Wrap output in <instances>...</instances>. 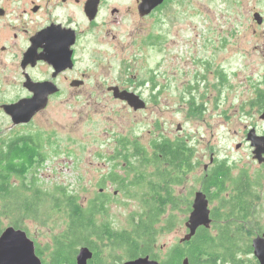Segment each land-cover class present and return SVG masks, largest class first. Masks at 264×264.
Listing matches in <instances>:
<instances>
[{"label": "flooded vegetation", "instance_id": "obj_1", "mask_svg": "<svg viewBox=\"0 0 264 264\" xmlns=\"http://www.w3.org/2000/svg\"><path fill=\"white\" fill-rule=\"evenodd\" d=\"M170 1L164 0L149 14L141 15L142 0H0V157L4 159L9 147L19 144L23 136H29L32 140L38 141V134H22L19 129L34 126L38 116L48 110L51 101L75 102L94 98V92H87L86 86L96 82L97 87L94 89L99 90L102 86L104 87L101 81L102 78L111 75V65L114 62L112 60L121 59L125 65H128V51L134 46L145 51L148 46L158 49L161 44L160 37L153 34V30L149 32L146 25L150 19L156 18L158 12L163 11ZM243 1L240 0V4L246 10L237 14L241 20L239 31L241 34L249 33L250 37L240 40L243 44L240 48L232 49L230 58L241 49L240 52L247 57V60H241L244 70L234 72L228 63L224 67L217 66L218 68L212 72L208 61L189 58L188 63L184 62V69H188L185 71V76L182 69L177 67L174 74L178 79L182 76L185 78L178 84L184 86L189 93L200 89L211 91L214 87L223 84L229 89L233 84L228 79L238 78L242 74L241 84L244 85V92L248 94V101L240 106V111L242 114H257L261 123L264 124L262 118L264 115V71L259 79L255 76L251 77L259 67H264V0H247L246 6L249 1L253 4L252 7H247L248 10ZM135 40L142 43L137 44ZM150 42L153 43L150 44ZM162 43L166 44V39ZM247 44L252 45L250 49L246 48ZM105 63H109L108 69ZM157 63L163 64L164 61ZM106 88L114 100L127 106L129 111L134 113L146 110L151 104L156 105L166 94L163 77L161 81H143L138 83L137 87L123 88L118 85H108ZM113 88L137 96L145 107L134 110L126 101L114 96ZM236 96V94L230 95L231 99ZM249 96L252 97L249 99ZM36 99H46V106L35 113L28 123H17L16 115L23 109H28L31 100ZM184 108L186 114L192 117L201 115L204 111L203 104H196L192 100L186 103ZM260 126L262 125L251 124L249 131L254 130L258 137L264 138V130H260ZM163 128V126L160 127L159 139H154L150 143V150L143 148L149 160L147 175H142L144 185L148 191L152 192L150 188L159 181H163L164 177V185L161 187L164 192L161 191L162 195L166 191L169 192L181 206L182 196H176L175 189L180 187L182 182H176L173 179L176 175H154L155 172H153L154 168L158 167L152 159L156 152L155 145H158L159 150L163 144L174 143L176 146L184 143L180 141V138L173 139L163 135L161 133ZM180 130L181 126L178 127V131ZM134 142L132 139L123 137L119 142L121 151L116 156L121 158L125 152L124 149L127 151L128 144L134 145L132 144ZM247 143L250 144V142ZM190 151V171L184 175L186 178L197 172L199 175H196L198 188L190 190L189 195H186L187 203L191 212L195 194L201 192L208 200L211 215L212 209L217 207L218 203L207 196L203 190L204 180H200V177L208 175L212 169L219 166L220 161L211 155L208 164L202 163L194 158L192 148ZM133 152L135 150L131 153ZM160 158V168L168 169L169 165L166 162L167 159H164V154H160ZM224 163L229 166L227 161L224 160ZM258 165L260 168L264 167V163ZM232 174L235 175L234 171ZM117 184L118 189L114 193V200L120 194L125 193L129 196L128 191L122 192L120 188L121 184H129V181H118ZM225 195L227 194L224 193ZM215 202L217 205L210 207ZM78 206L81 209L92 208L89 203L86 205L80 203ZM97 206H99L98 209L101 208V205ZM104 208L107 211V204ZM166 208L171 209L170 204ZM143 210L145 206L142 203ZM104 214L93 215L92 224L86 221L73 222L69 219L60 221L61 224L49 219H0V237L10 227L23 232L32 243L35 257L40 264H79L78 257L82 249H87L90 254L84 264H124L132 261L124 257L123 249H117L114 246V239L109 236V233H126L133 236V224L137 222V215L132 217L129 228L119 230L113 227L111 221L100 220ZM77 223L80 224L76 225ZM102 226L108 228L103 231ZM4 262L0 258V264ZM12 264H18V262L13 260Z\"/></svg>", "mask_w": 264, "mask_h": 264}, {"label": "rangeland", "instance_id": "obj_2", "mask_svg": "<svg viewBox=\"0 0 264 264\" xmlns=\"http://www.w3.org/2000/svg\"><path fill=\"white\" fill-rule=\"evenodd\" d=\"M236 1L171 0L146 25L149 32L153 30L152 33L160 37L158 49L148 46L145 51L134 46L128 51V65L121 59L112 60L111 75L101 81L105 86L99 90L94 89L97 87L96 82L86 86L87 92H94V98L75 102L51 101L48 110L38 116L34 126L19 129L22 134H38L44 156V162L29 174L28 180L32 175H37L41 191L48 194H52L56 187L63 186L84 205L102 191L101 194L111 196V200L107 203L104 216H99L100 220L111 221L113 227L120 230L129 228L132 217L142 212L141 198L134 195L135 190L130 189L127 192L130 193L129 196L120 194L114 200L118 185L105 179L113 171L123 178L132 179L134 175V172L125 168L123 159L116 156L121 151L119 142L123 137L135 141L132 143L134 145L128 144L129 153L135 150L136 145L150 150V143L159 139L160 127L163 126V135L173 139L180 138V141L193 149L194 158L202 163L208 164L213 155L219 161H227L233 167L235 175L242 170L249 171L251 175L257 170L264 174V167L260 168L254 161V149L247 143L251 124H261L260 130H264V124L257 114H242L240 111V106L248 101V94L241 84L242 74L238 78L228 79L233 84L229 89L223 84L211 91L200 89L192 93L178 84L185 78L182 76L178 79L174 74L177 67L182 69L185 76L188 69H184V62L189 58L208 61L212 72L217 66L224 67L228 63L234 72L244 70L241 60H247V57L240 52L241 49L230 58L232 49L240 48L243 44L240 40L250 37L249 33L241 34L239 31L241 20L237 14L246 9L240 4V0ZM246 1H243L245 7H252L250 1L246 6ZM134 22L136 24L135 20ZM164 39L166 44L162 43ZM135 43L142 42L135 40ZM251 46L247 44L246 48L250 49ZM158 61H164L163 64L160 63L161 68ZM108 64L105 63L107 69ZM263 71L264 67H259L251 77L259 79ZM162 77L166 94L156 105L151 104L138 113L129 111L127 106L114 100L106 88L108 85L137 87L138 83L146 80L161 81ZM231 94L237 96L231 99ZM191 100L196 104H203L204 111L201 115L192 117L186 114L184 106ZM196 175L199 172L188 175L180 187L174 188L176 196L184 197L190 190L198 188ZM13 184L20 185V181L14 180ZM259 193L261 199L258 202L257 218L264 226V185ZM216 205L215 202L210 207ZM0 206H3L2 202ZM45 206L50 207L49 204ZM172 211L177 221L175 228L169 232H161L156 238L155 252L161 258L171 247L179 244L188 232L185 223L190 213H182L181 206L179 210ZM167 213H172L171 209ZM58 217L59 215H52L48 219L57 221L58 224L66 220ZM158 226L160 228L162 223ZM252 258L256 261L254 256Z\"/></svg>", "mask_w": 264, "mask_h": 264}, {"label": "trees", "instance_id": "obj_3", "mask_svg": "<svg viewBox=\"0 0 264 264\" xmlns=\"http://www.w3.org/2000/svg\"><path fill=\"white\" fill-rule=\"evenodd\" d=\"M155 150L152 159L158 167L154 168V175H176L173 177L176 182H184V173L190 171V148L184 143L176 146L171 143L161 145L159 150L158 145H155ZM124 151L121 159L126 164L125 168L134 172L135 176L132 179L122 178L111 172L105 179L116 184L118 181H129V184H121L120 188L123 192L135 190L134 195L137 194L145 206L133 224V236L109 233L114 239V246L123 249L125 258L135 260L149 256L160 264H183L185 259H188L189 264H258L252 258L251 242L252 237L264 233V226L257 218L258 202L261 199L259 190L264 185L262 171L257 170L251 175L242 170L233 175V167L220 161L219 166L208 175L200 177V180H204L203 190L207 196L218 203L211 211V226L208 229L199 228L190 241L174 245L161 258L155 252L156 238L161 232L175 228L177 221L172 210H179L180 204L169 192L162 195L164 177L163 181L150 188L152 192L146 189L142 175H147L149 160L143 148L135 146L133 153ZM160 154H164V159H167L169 166L166 170L160 168ZM43 162L39 139L32 140L29 136H23L19 144L9 147L4 159L0 157V202L3 203L0 206V219H48L52 215H59V219L92 224L93 215L106 212L104 205L111 200V196L105 194L100 193L90 200L91 209H81L78 206L79 199L68 193L63 186L56 187L52 194L41 191L37 175H32L29 180L28 177ZM14 180H19L20 185L13 184ZM227 185L229 187H225ZM224 193L227 195L224 196ZM180 203L181 212L190 213L187 197H181ZM46 204L50 207L46 208ZM168 204L171 206L170 214L167 213ZM97 205H101V208L98 209ZM160 223L162 226L158 228ZM101 228L105 231L108 227Z\"/></svg>", "mask_w": 264, "mask_h": 264}, {"label": "water", "instance_id": "obj_4", "mask_svg": "<svg viewBox=\"0 0 264 264\" xmlns=\"http://www.w3.org/2000/svg\"><path fill=\"white\" fill-rule=\"evenodd\" d=\"M163 2L164 0H142L140 6L141 15L149 14ZM112 90L114 91V96L116 98L126 101L134 110H140L145 107L143 102L139 100L137 96L127 94L126 91H120L118 88H113ZM46 103V99L31 100L28 109H23L20 114L16 115L15 121L17 123H28L35 113L39 112L46 106ZM18 106L20 107V105ZM262 118L264 119V115ZM247 140L254 149L253 159L256 160L258 164L264 163V138L258 137L254 130H250L247 135ZM211 223L212 219L210 217L208 200L203 193L197 192L192 203V210L185 223L188 232L180 240V244L190 241L199 228H210ZM251 245L253 256L258 264H264V233L255 236L252 239ZM89 257L90 254H88V250L82 249L78 257L79 264H84L85 260ZM0 258L5 261L3 264H12L13 260L17 261L18 264H40L35 257L33 245L27 239L26 235L11 227L7 228L0 237ZM10 261L11 263H9ZM124 264H160V262L151 259L149 256H144L128 261ZM183 264H189L188 259H185Z\"/></svg>", "mask_w": 264, "mask_h": 264}]
</instances>
